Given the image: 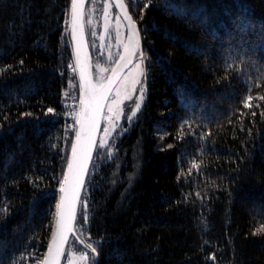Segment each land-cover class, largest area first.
Instances as JSON below:
<instances>
[{"label": "trees", "instance_id": "1", "mask_svg": "<svg viewBox=\"0 0 264 264\" xmlns=\"http://www.w3.org/2000/svg\"><path fill=\"white\" fill-rule=\"evenodd\" d=\"M125 3L145 100L87 171L75 231L96 252L71 235L61 264L68 249L89 264H264V0ZM70 8L0 0V264H37L54 233L76 130L67 103L80 99ZM87 15L92 60L109 71ZM242 24L256 31L242 37Z\"/></svg>", "mask_w": 264, "mask_h": 264}, {"label": "snow or ice", "instance_id": "2", "mask_svg": "<svg viewBox=\"0 0 264 264\" xmlns=\"http://www.w3.org/2000/svg\"><path fill=\"white\" fill-rule=\"evenodd\" d=\"M120 8H124L125 6L123 3H119L117 5ZM84 15V0H71V8L69 12L70 16V27L73 39L76 37L77 29L79 28L80 31H83V26L81 24V20ZM108 13L105 10L104 16L107 17ZM124 17L129 21V44L125 45V52L127 53V57L121 55L119 57L120 61H126V63L131 62V58L139 53V62L135 65V67L139 70L138 78L134 80L132 83V88L135 90L137 84L141 83V78L144 77V69L142 67L144 63V53L139 49V33L135 30V24L125 10ZM91 23V21H89ZM249 29H252L253 32L256 30L251 24L248 25H241V36L243 37ZM94 34V33H93ZM259 37L261 40H264V26L261 27L259 30ZM78 59V58H77ZM71 67V65H70ZM75 71V69H73ZM115 75V70H114ZM80 76V90H81V99H80V110L78 113H74V119L76 124L80 127L76 131V142L71 145L72 150V159L68 160L67 162V173L63 174V179L60 181V192L63 194L60 198V202L57 205L60 211L57 213L59 216V220L57 221V228L58 232L53 233L52 239L48 248L47 254L41 259L37 261V264H57L58 257L63 253V245L67 242L68 236L67 232L72 231L70 227V223L72 220L76 218V199L79 196V188L83 184L82 174L83 171L87 167L86 160L90 159L91 156V145L94 143L92 139V133L96 127V114L101 110L103 107L102 101L107 99V92L110 91V88H105L101 90L99 93L96 92L95 86L91 84V80L87 78L85 70L82 68L79 73ZM260 78L264 79V72H261ZM111 84V80L109 81ZM140 95L137 97L135 101V111L131 112V115L127 117L128 120H131L136 115V111H138L141 107V103L143 100V87L139 90ZM67 96V93H65ZM131 99V97H128ZM248 100H251L252 97L249 95L247 97ZM264 99V97H261ZM249 105L245 103V107ZM49 113H53L54 110L49 108L47 110ZM111 111V108H109ZM255 115V113H253ZM108 130L105 129V133L107 134ZM107 142L101 141L99 147L103 148L106 147ZM171 147V145H169ZM111 155V153H109ZM84 158V162L81 163L80 157ZM193 168L198 167L195 163H193ZM70 177L72 184L74 185V190L72 192L71 198H69L68 192H66L65 185L70 184ZM67 206L68 209V216L67 221L65 219V212L64 208ZM82 207L85 210L83 215V222H87V203L83 202ZM6 211V210H0ZM78 239V238H77ZM84 243L83 241H80ZM86 249H90L91 253L96 252V247H94L93 243H86L84 244ZM214 259V257H212ZM79 261L83 262V264H88L89 254L87 252L81 254L78 258Z\"/></svg>", "mask_w": 264, "mask_h": 264}, {"label": "rangeland", "instance_id": "3", "mask_svg": "<svg viewBox=\"0 0 264 264\" xmlns=\"http://www.w3.org/2000/svg\"><path fill=\"white\" fill-rule=\"evenodd\" d=\"M105 10L108 13L107 17L104 16ZM87 16L89 17H87V25H89L91 30L93 46L100 52L102 51V59L106 63H112L118 55L124 40L125 27L122 21L107 0L102 3L101 10L99 8L98 10L90 8ZM138 62L139 58L123 73L107 99L102 115L98 145H100L101 141H107L122 123H129L132 120H128L127 117L131 115L132 111H135V101L140 95L139 90L141 87L144 89L141 106L145 100L144 77L141 78V83L136 85L135 90L132 88V83L138 78L139 70L135 67ZM142 67L144 69V65ZM94 69L93 78L95 83L99 84L108 73L107 65L97 63ZM129 96L131 99L128 98ZM109 108H111V111H109ZM105 129L108 130L107 134ZM81 254L77 250L68 249L64 264H83L77 259ZM89 263L90 258L88 260Z\"/></svg>", "mask_w": 264, "mask_h": 264}, {"label": "water", "instance_id": "4", "mask_svg": "<svg viewBox=\"0 0 264 264\" xmlns=\"http://www.w3.org/2000/svg\"><path fill=\"white\" fill-rule=\"evenodd\" d=\"M111 1H112L113 6L115 7L116 11L120 15V17H121V19H122V21H123V23H124V25L126 27V37H125L123 46H122V48L120 50V53H119L117 59L115 60V62L113 63L112 67L110 68V70L108 71L107 75L105 76L104 80L101 83H99V84L95 83L94 78H93L92 58H91V52H90V49H89V46H88V42H87V38H86V31H85V25H84V15H83V18L81 20V24L83 26V31L81 32L80 29L78 28L77 32H76L75 39H73V37H72L71 27H70L71 45H72V52H73V63H74V67H75V70H76V73H77V76H78V81H79L80 99H81V90H80L81 81H80L79 73H80V70L82 68L85 70L87 78L91 80V84L95 86V89H96L97 93H99L101 90H103L105 88H110L111 89L110 91L107 92V99H108V97H109L110 93L112 92L114 86L120 80V78L122 77L123 73L132 65V63L136 59L139 58V55L138 56H136V55L133 56L131 58V62L130 63H126V61H120V59H119V57L121 55H124V56L127 57V53L125 52V47L124 46L129 44V35H130V30H129V27H128L129 21L127 19H125V17H124L125 10H126L127 14L129 16H131V19H132V21L135 24V30H137L138 33H139V49H140V51H142V37H141L140 31H139L138 25H137L136 21L134 20L133 16L131 15L130 11L128 10L125 1L124 0H111ZM85 3H86V0H84V7H85ZM119 3H123V5L125 7L123 9L118 7L117 5ZM114 70H115V75H114ZM110 80H111V84L109 83ZM107 99L102 101L103 107L96 114V122L97 123H96L95 130L92 133V139H93L94 143L91 145V149H90L91 156H90V159L86 160L87 167L83 171V174H82L83 184L79 188V196H78V198L76 199V202H75V204H76V213H77L79 199H80V196H81V193H82V189H83V186H84V183H85V179H86V176H87V171H88L89 165L91 163V160H92V157H93L96 145H97L98 137H99V134H100L101 125H102V115H103V111H104V107L106 105ZM79 127L80 126L78 124H76V130H75V136H74V142L73 143L76 142V131L79 129ZM71 159H72V150H71V154H70L69 160H71ZM80 161H81V163L84 162V158L82 156L80 157ZM66 173H67V169H66ZM65 189H66V192H68V194H69V198H71L72 192L74 190V185L72 184L71 177H70V184L65 185ZM62 195L63 194L60 192L58 204L60 202V198H61ZM59 211H60V209L57 210V213ZM64 212H65V219L67 221V216H68L67 206H65ZM58 220H59V216L57 215L54 233L58 232V228H57V221ZM70 227L72 228V231L67 232L68 239L72 235L76 239L78 238L77 241L79 243H81L80 241H82V240L78 237V235L76 234V231H75V220L71 221ZM68 239H67V242H68ZM67 242H65L64 245H63V253L58 257L57 264H61V261H62V258H63V254H64V251H65V247H66ZM81 245H84V244L81 243ZM47 252H48V249L46 251V254H47Z\"/></svg>", "mask_w": 264, "mask_h": 264}, {"label": "flooded vegetation", "instance_id": "5", "mask_svg": "<svg viewBox=\"0 0 264 264\" xmlns=\"http://www.w3.org/2000/svg\"><path fill=\"white\" fill-rule=\"evenodd\" d=\"M125 1V0H124ZM110 4H111V7H114L113 6V4H112V1L111 0H109L108 1ZM115 8V7H114ZM115 12L117 13V15L119 16V18H120V20L122 21V19H121V17H120V15L118 14V12L116 11V9H115ZM85 23H86V14H85V7H84V25H85ZM122 23H123V21H122ZM123 25H124V23H123ZM124 27H125V25H124ZM125 37H126V27H125V35H124V40H125ZM124 40H123V43H124ZM123 43H122V46H123ZM89 46V45H88ZM122 48V47H121ZM121 48H120V50H121ZM120 50H119V52H118V55H119V53H120ZM91 52V51H90ZM142 52H143V50H142ZM118 55L116 56V58H115V56H114V58H115V60L117 59V57H118ZM139 55V53H137L136 54V56H138ZM91 58H92V54H91ZM115 60H113V63L115 62ZM113 63H112V65H113ZM94 66H95V63L93 62V60H92V70H93V72H94ZM112 67V66H111Z\"/></svg>", "mask_w": 264, "mask_h": 264}, {"label": "built area", "instance_id": "6", "mask_svg": "<svg viewBox=\"0 0 264 264\" xmlns=\"http://www.w3.org/2000/svg\"><path fill=\"white\" fill-rule=\"evenodd\" d=\"M67 107L71 110L70 111V115L74 118V113H78L79 112V108H80V99L79 101L75 104H72V102H68L67 103ZM73 111V112H72ZM74 122H75V119H74ZM75 125H76V122H75Z\"/></svg>", "mask_w": 264, "mask_h": 264}]
</instances>
